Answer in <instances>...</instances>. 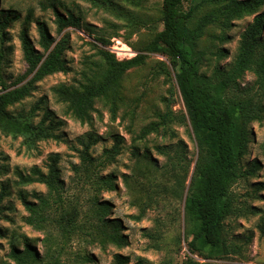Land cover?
Here are the masks:
<instances>
[{"label": "rangeland", "instance_id": "1", "mask_svg": "<svg viewBox=\"0 0 264 264\" xmlns=\"http://www.w3.org/2000/svg\"><path fill=\"white\" fill-rule=\"evenodd\" d=\"M52 1L0 0V10L19 15L18 20L0 33V92L17 87L18 80L28 71L21 45L24 27L28 28L29 37L40 53L45 54L39 44L37 21L46 24L52 39L65 40L67 47L64 54L67 71L47 77L30 97L9 108L10 113L31 121L35 127L47 117L44 127L54 136L27 145L24 138L0 132V194L4 195L0 205V231L4 236L0 238V261L13 264L8 260L10 246L22 237L44 238L43 233L25 223L28 212L18 193L24 191L30 195V201H34L32 194L45 196L47 188L41 184L23 186L19 173L28 175L38 168L46 174L51 157L58 155L60 176L68 188L67 195L73 201L78 199L88 204L91 192L75 177L73 167L81 163L80 155L89 146L94 159L107 162L100 174L114 176L117 186L114 192L103 193L99 198L113 205L111 218L121 220L129 237V246L123 249L109 246L104 251L96 245L85 244L96 259L93 264H114L116 254L128 257L130 264H187L190 260L199 264H264V120L251 126V142L242 161L244 171L251 173L232 189L236 211L225 222L230 254L219 260L193 256L188 250L191 238L185 233L187 188L175 191L172 169V160L180 143H183L186 156L182 166L186 167L188 162L196 159L197 149L189 125H173L172 131L161 129L158 134L138 140L144 127L157 122L159 114L166 113L164 99L170 101L174 113L185 114L169 59L161 54H148L144 65L126 74L121 89L123 102L117 116L113 118L110 107L97 102L92 126L81 125L68 116L65 106L57 102L53 93L59 85L84 83L85 75L96 69L95 64H102L100 51L115 55L119 61L145 54L143 49L163 29L162 0H57L63 19L67 21L72 15L79 22L78 27L67 26L62 31H59L53 10L43 9ZM197 1L186 0L185 11ZM254 17L235 21L227 33L229 41L226 43L213 41V35L219 34V30L209 29L200 43L207 53L203 72L209 75L217 65L224 68L231 65L241 36ZM125 47L131 53L119 51ZM217 48L227 52L221 62H217ZM255 80L254 74L247 73L241 85L243 88L253 86ZM51 121L62 124L60 127L53 125V130L49 127ZM112 135L121 137L122 143L118 154L108 157L105 151L110 152L115 145ZM146 153L149 160L144 159ZM38 248L43 252L41 244Z\"/></svg>", "mask_w": 264, "mask_h": 264}, {"label": "trees", "instance_id": "2", "mask_svg": "<svg viewBox=\"0 0 264 264\" xmlns=\"http://www.w3.org/2000/svg\"><path fill=\"white\" fill-rule=\"evenodd\" d=\"M186 0H162L161 23L163 29L157 32L143 49V53L130 60L119 61L115 55L100 51L101 65L85 75L86 81L78 86L59 85L53 89L58 103L65 106L66 114L81 125H93L97 102L110 107L113 118L117 116L123 102L121 89L126 74L144 65L148 54L166 56L174 70L185 114L177 115L164 99L166 113L158 115V121L144 127L138 140H144L161 129L172 131L173 125L187 123L195 142L197 156L186 162L185 148L180 143L172 160L175 191L186 188L184 220L189 253L207 260H219L230 254L225 236V222L235 214V199L232 189L249 173L243 169L242 161L251 142V126L264 120V0H199L184 9ZM44 10L52 9L59 25V31L67 26H79L69 15L63 19L57 0ZM206 9L208 11L204 12ZM255 15L252 24L241 36L240 46L229 67L217 65L208 75L203 72L207 53L200 43L209 29L216 28L219 34L213 41L226 43L228 32L235 21ZM19 19L14 11L0 10V33ZM40 35V53L32 43L28 28L21 31V45L24 60L28 65L26 75L21 77L15 88L0 92V132L24 138L27 145L37 140L52 138L46 130L44 119L39 126L9 112V108L30 97L37 85L47 77L67 71L64 54L66 41L52 39L44 22L37 21ZM102 42L107 43L102 39ZM217 62L227 57L223 48H217ZM247 73L255 75L253 86L241 85ZM168 76L170 73L167 70ZM31 78L25 82L28 77ZM25 82V83H23ZM21 84V85H20ZM20 85V86H18ZM62 123L50 122V129ZM57 128V127H56ZM175 138V133H172ZM115 145L105 155L118 154L122 138L112 135ZM87 146L80 155V164L73 167L75 177L83 183L91 201L88 204L72 200L68 188L60 176L59 156L50 159L48 172L34 168L31 174L19 173L23 186L41 184L47 188L45 196L33 193L34 201L24 191L18 193L19 200L28 212L25 223L35 231L43 233V239H30L12 243L8 260L13 264H93L96 259L85 244L106 250L109 246L123 249L129 246L123 223L112 219L113 205L99 198L117 189L112 175L102 176L99 171L106 163L94 159ZM164 154L162 151H160ZM144 159L149 160L148 153ZM185 168L184 170H182ZM257 164L254 167L255 171ZM188 183V185H187ZM93 192V193H92ZM4 195L0 194V205ZM4 236L1 235L0 238ZM43 247V252L38 248ZM0 264H8L0 261ZM114 264H130V259L121 254L114 256ZM187 264H199L190 260Z\"/></svg>", "mask_w": 264, "mask_h": 264}, {"label": "bare ground", "instance_id": "3", "mask_svg": "<svg viewBox=\"0 0 264 264\" xmlns=\"http://www.w3.org/2000/svg\"><path fill=\"white\" fill-rule=\"evenodd\" d=\"M119 51L120 52H129V53H131V51H130V49H128V48H122V49H119Z\"/></svg>", "mask_w": 264, "mask_h": 264}]
</instances>
